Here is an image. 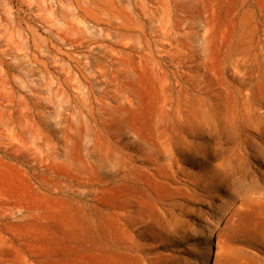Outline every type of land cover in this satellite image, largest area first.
Wrapping results in <instances>:
<instances>
[{
  "label": "rangeland",
  "instance_id": "obj_1",
  "mask_svg": "<svg viewBox=\"0 0 264 264\" xmlns=\"http://www.w3.org/2000/svg\"><path fill=\"white\" fill-rule=\"evenodd\" d=\"M0 264H264V0H0Z\"/></svg>",
  "mask_w": 264,
  "mask_h": 264
}]
</instances>
